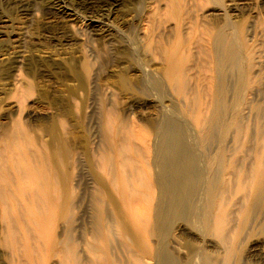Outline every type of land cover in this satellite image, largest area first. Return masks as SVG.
<instances>
[{
    "label": "rangeland",
    "instance_id": "374dc122",
    "mask_svg": "<svg viewBox=\"0 0 264 264\" xmlns=\"http://www.w3.org/2000/svg\"><path fill=\"white\" fill-rule=\"evenodd\" d=\"M62 1L69 10L0 0V136L18 119L29 141L18 139L20 149L50 153L54 182L51 204L22 207L16 226L0 223V264L155 263L144 255L157 249L155 136L176 115L189 144L200 140L220 32L238 60L220 63L226 131L198 146L211 151L203 183L214 204L206 220L173 218L166 253L174 264H264V0ZM8 40L15 49H4ZM23 91L32 93L21 101Z\"/></svg>",
    "mask_w": 264,
    "mask_h": 264
},
{
    "label": "bare ground",
    "instance_id": "6f19581e",
    "mask_svg": "<svg viewBox=\"0 0 264 264\" xmlns=\"http://www.w3.org/2000/svg\"><path fill=\"white\" fill-rule=\"evenodd\" d=\"M51 2H52V5L62 7L64 10H67V9L69 10V8L66 5H64L65 2L62 0H51ZM104 17L105 16L103 15V18ZM99 19L100 18H98V20ZM95 22H98V21H93L92 18L91 19L89 18V24H92ZM99 22H101V20ZM8 30L10 29L8 28ZM11 30L13 31V29ZM6 32L4 33L6 34ZM7 34H10V33H7ZM24 35L25 34L23 33L22 37H25ZM7 37L8 36H6V38ZM215 41H216L215 46L219 47L217 48L216 52L218 53V55L220 53V56L218 58L219 59L218 63L216 64V67H215V84H214L215 90L213 91L214 93L209 103L210 113L207 116L208 119L202 125L197 124V126L200 127L202 131V134H200V140L198 138L197 139L195 138V140H197L196 143L194 141L195 144L193 143H191L192 145L189 144L188 142L189 139L188 141L186 139V132H185V129L183 128V122L176 115H166L163 118L162 122L159 124L158 129H157V135L155 136V144H154V148L152 152L153 155L150 161V165L154 170H156L155 175L153 176V180L156 185L158 195H157V201L154 204L155 213H154L153 236L155 237L157 241V249H156L155 254L153 255H151L150 250L144 251L145 253L144 255L146 257L148 258L150 257L155 261V263L153 264H174L173 259L166 253V247H165V241H164L165 237H167V235L169 234L171 230V224L173 223V220H174L173 218H176L179 216L182 218L190 217L196 220L200 219L201 221L206 220V215L211 210V207L214 204L213 200L209 196L212 193L211 186L210 185L206 186L203 183V179L206 174V167H205L204 160H205V157L211 154V151L205 152L204 154H202L199 151L198 146H200L201 148L205 140L215 135L216 130H219L220 136H221V133L224 134V132L226 131V128L229 124L227 123L228 120L224 116L226 112L225 109L226 107H228V105H226V86H225L226 81H227V75H226V72H224V69L222 68V66H220V63L224 61H228V62L230 61L232 62L231 65L233 67H236L237 64L234 61L236 59L238 60L237 52L234 49H230L229 45L224 42L221 32L216 35ZM10 43H12V41L10 40L6 41L4 49L11 48ZM15 43L18 44V42L16 41ZM25 43L26 42L22 44H25ZM2 46L0 47L1 49H2ZM13 48L15 49V47ZM13 48H11V50ZM22 48H21L22 51H24V49H26L27 47L25 48V46H22ZM28 50H31V49H28ZM2 52H6V51H2ZM31 63L32 62L30 60V63L28 62V64H31ZM33 66H35V64H33ZM7 73L5 72V74ZM8 74L10 75L11 73H8ZM29 84L27 82V84H24L21 87L23 88V90H25L27 86L26 87L24 86L29 85ZM16 87L15 85L13 86V88H16ZM20 88H18V90ZM27 89L29 91L30 90L33 91V89H30L29 86L27 87ZM12 91H14V93H11ZM19 91H21V89ZM26 91H23V92L25 93ZM11 92L10 93L14 94L15 96H16L15 93H18V92H15L14 89H12ZM24 93L22 95H24ZM31 93H27L28 95L27 97L21 96L20 98L21 101H23L24 97L28 99L29 94L31 96ZM10 95L6 97L9 98ZM12 96L13 95H11L9 99L17 103L18 101L15 100L16 97L13 96L15 98L14 99L12 98ZM17 106H19V103ZM17 106L16 108H19ZM221 116L224 117L225 120H224L223 125L220 128H217L215 127V124L220 121ZM11 121H14V123L11 122L12 125H10L11 126L10 129L8 128L9 130L5 129L4 131H2L1 136H0V223L2 222V224L7 223V224H10L11 226L12 225L16 226V224L18 225V222L20 220L21 222L23 221L21 219L22 218L21 217L22 207L26 208L27 206L28 208V206H31L35 208L36 207L40 208L42 205L51 204L52 199H53L52 193H53L54 182H53V171H52L51 166L49 165V163L51 162L49 161L50 156H51L50 153L48 155L46 153L45 155L42 150H39L41 151V153L43 152V155H40L42 156L43 159L39 155H36V154L33 157L31 156L32 158H29L27 156L28 154L26 155L25 153L26 151L24 152L21 150L23 146L26 147L25 143L27 142L28 144L29 142L26 138L28 136L27 132L24 131L25 130L24 127L23 129L20 127V123H18V119L16 120L14 119ZM25 132H26V135H25ZM21 137H23L24 139ZM18 139H20V141L21 139L23 140L26 139V142L24 143V145L21 142L22 143L21 149L19 146L20 144H18L19 142ZM193 139H191V141ZM218 148L217 149L220 152L219 153L220 157L217 160V162L221 161L224 158L222 154L223 149L221 147H218ZM48 151L50 152V150ZM31 153H33V151L30 152L29 150V154ZM38 153L39 152L37 151V154ZM51 154H52V151H51ZM44 155L45 157H43ZM258 169L256 168V170L254 171L255 174L252 173V175L255 178L254 180L258 182L259 184L262 178L261 177L262 172L258 171ZM252 181H253V178H252ZM101 186L103 187V185ZM202 201H203V205L201 206ZM138 203L140 204L141 202L137 201V204ZM197 203H201L200 206L199 204L197 205ZM142 212L144 215L143 216L144 219L148 218V217H145L146 212H147L146 214L151 213L150 216H152V210L151 208L149 209V207L145 209V211H141V213ZM141 213L140 215H142ZM43 214L44 213H42V215ZM30 217L31 219L33 218L32 215ZM28 219L30 218L28 217ZM31 219L29 220L30 222H31ZM33 220H35V217L33 218ZM148 221H149V218H148ZM35 222L36 221H34V223ZM145 222H143V224ZM38 223H40L39 220H38ZM44 223L45 222L43 220V224ZM35 224H37V222ZM146 225H147V222H146ZM140 226L142 227L143 225L141 224ZM136 227L138 226L136 225ZM15 229L16 231H18L20 227L18 230L17 228ZM140 229H144V227ZM35 232H38V231H35ZM201 258L203 259V257ZM201 264H209V263L208 261L203 259Z\"/></svg>",
    "mask_w": 264,
    "mask_h": 264
}]
</instances>
